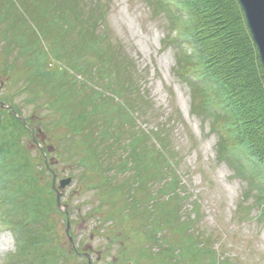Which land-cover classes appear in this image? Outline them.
Segmentation results:
<instances>
[{
  "label": "trees",
  "instance_id": "obj_1",
  "mask_svg": "<svg viewBox=\"0 0 264 264\" xmlns=\"http://www.w3.org/2000/svg\"><path fill=\"white\" fill-rule=\"evenodd\" d=\"M28 1L0 0V24L6 23L0 30V56L11 76L25 77L19 88L27 94L23 99L36 104L35 111L48 114H32L22 120L0 106V225L10 229L15 238V250L3 264H76L78 250L63 244L60 226L69 217L57 205L53 173L47 170L45 160L49 157L46 143L54 147L57 156L63 151L62 142L81 151L79 158L75 155L87 170V187L96 189L98 198L111 205L103 210L92 203L89 212L98 214V227L104 228L109 217L111 227L124 225L122 229L127 230L119 234L125 240L121 257L131 249L139 256L137 264H226L220 247L210 245V235L194 237L186 232L181 199L189 193L166 152L168 136H153L154 132L140 129L142 145L147 147L151 137L156 139L159 146L156 143L153 148L157 154L141 152L137 142L138 147L128 145L129 157L119 156L114 161L108 156V151L117 149L113 139L119 141L123 133L115 130L119 124L111 116L112 104L118 105L130 122L125 87L133 82L122 85L123 75L129 72L128 66L121 64L126 61L117 53L108 55L112 48L103 45L105 31L101 37L96 34L98 20L101 23L105 15L102 7L100 14L90 16L79 10L83 6L80 0ZM150 2L160 4V12L171 18L176 30L173 42L181 52L178 67L188 69L185 79L203 95L195 97V107L209 110L222 160L236 170L235 177L250 183L256 204H264V67L242 6L238 0ZM50 30L59 33L53 40ZM48 48L58 59L66 58L65 68H48L44 58L50 53ZM85 54L90 55V62L83 58ZM12 106L21 112L19 106ZM36 115L39 117L34 118ZM51 116L49 132L54 137L46 134L47 141L41 142L38 138L45 118ZM57 126L64 131L57 133ZM25 139L39 156H27V145L24 150L22 145ZM155 158L163 161L158 169ZM110 168L115 169L113 174ZM120 174L129 176L118 179ZM156 183L157 191L152 189ZM191 218L194 216H189V221ZM128 238L136 239L134 249L127 245Z\"/></svg>",
  "mask_w": 264,
  "mask_h": 264
},
{
  "label": "rangeland",
  "instance_id": "obj_2",
  "mask_svg": "<svg viewBox=\"0 0 264 264\" xmlns=\"http://www.w3.org/2000/svg\"><path fill=\"white\" fill-rule=\"evenodd\" d=\"M80 4L83 6L79 10L90 16L100 14L102 7L105 15L104 19L101 16V23L98 20L96 34L101 37L105 31L108 37L106 36L103 45L105 48L106 46L112 48L108 55L117 53V56L126 61L121 64H126L129 72L123 75L126 78L122 76V85H129V80L133 82L130 87H125L127 90L125 100L127 106L131 107L130 122L129 117L120 112L118 105L112 104L111 116L115 118L114 123L119 124L115 126V130L123 133L119 141L113 139L117 149L108 151V156L112 155V160H119V156L129 157L128 145L130 148L140 145L141 152L145 150L157 154L156 139L151 137L147 147L146 144L142 145L143 141L140 142L142 136L138 135L140 129L148 134L154 132L153 136H156V133H161L163 137L168 136V141L165 142L169 148H166V152L182 174L183 183H186L184 190L186 192L188 189L189 193L188 197L181 199L183 205L181 217L187 221L186 232L194 237L210 235V245L217 249H219L217 246L220 247L221 259L228 260L226 264H264V219L260 217L261 215L264 217L262 211L264 204H256L257 198L253 194L255 192L250 189V183L235 177L236 170L222 160L219 136L212 130V116L209 110L196 109L198 101L195 97L203 95L185 79L188 69L178 67L181 52L173 42L176 30L172 29L171 18L160 12L157 7L160 4L154 3L157 5L154 6L150 0H80ZM5 27L6 23L0 24V30ZM50 31L51 40L52 36L59 35L55 30ZM45 41L46 39H43L44 45L48 46ZM75 47L78 48L77 45ZM47 52H50V48ZM86 55L83 58L90 62V55ZM44 58L49 69H63L67 63L66 58L58 59L52 52L49 55L46 53ZM5 62V58L0 56V106L7 105L9 111L22 120L32 114L40 117L48 114L44 110L40 112V109L35 111L36 104L23 99L27 94L19 88L25 77L11 76L4 69ZM99 83L103 85L104 81ZM113 88L118 87L114 85ZM28 96H31V92ZM12 104L19 106L21 112L18 113ZM37 115L34 118L39 117ZM45 124L44 131L38 138L41 142L45 140L46 134L54 137L49 132V127L53 124L52 116L45 118ZM55 131L60 133L64 128L57 126ZM134 135L138 136V140L133 139ZM137 142H140L139 145ZM68 143H71V140ZM22 145L23 150L24 145H27L25 148L27 156L31 155L33 158L39 156L36 147L27 139L22 141ZM46 145L49 154L46 158L49 167L47 170L56 173V188L53 187L56 201L60 191L62 193L60 201L67 205L65 214L69 220L64 224L62 222L60 226L61 234H64L63 244L68 248H75L76 252L78 250V256H75L76 264H137L139 256L136 251L132 252L129 249L121 257L125 240L119 234L123 230L127 231L125 228L122 229L124 225L121 228L111 227V220L108 217L104 228H99L98 214L93 215L89 212L92 203L100 204L103 210L111 208V205L103 202L101 196L98 198L96 189L87 187L85 178V175H88L87 170L75 155L77 153L79 158L81 151L74 144H71L72 147L62 142L60 146L65 155H59L63 152L61 151L56 156L57 151L54 147L49 143ZM154 161L157 169L158 163L163 164L158 158ZM109 171L113 174L115 169L110 168ZM170 171L172 170H167L170 173L168 177L173 175ZM123 175L129 176L120 174L118 179ZM66 178H71V181L62 187L60 180ZM158 187V183L154 187L152 185L155 191ZM189 216H194V219L191 218L189 221ZM114 235L116 238H113ZM135 243L136 239L128 238L129 247L134 249L137 246ZM150 247L153 249L154 245ZM14 250L12 233L0 227V264H3L6 256Z\"/></svg>",
  "mask_w": 264,
  "mask_h": 264
},
{
  "label": "water",
  "instance_id": "obj_3",
  "mask_svg": "<svg viewBox=\"0 0 264 264\" xmlns=\"http://www.w3.org/2000/svg\"><path fill=\"white\" fill-rule=\"evenodd\" d=\"M245 13L247 25L256 44L260 60L264 66V0H238ZM71 181V178L62 179L60 184L64 187ZM53 187L56 188L55 175ZM61 192L58 191V206L67 212V205L61 203Z\"/></svg>",
  "mask_w": 264,
  "mask_h": 264
}]
</instances>
